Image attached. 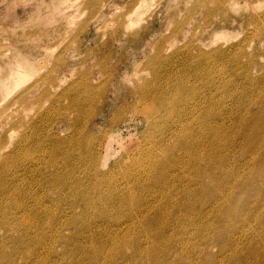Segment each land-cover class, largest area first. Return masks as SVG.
Wrapping results in <instances>:
<instances>
[{"label":"rangeland","instance_id":"rangeland-1","mask_svg":"<svg viewBox=\"0 0 264 264\" xmlns=\"http://www.w3.org/2000/svg\"><path fill=\"white\" fill-rule=\"evenodd\" d=\"M88 81L91 82V85L102 88L103 92L101 89V94L96 97L97 103L91 108L88 105L84 106L82 116L91 112L88 119L86 120L84 117V120L79 121L74 126L73 119L76 112L69 111L67 107L76 89L86 87L84 84ZM136 82H144L149 88L152 86V92L159 90L166 98L163 107H160L164 103L161 99L142 101L138 105L140 109L147 106V103L160 107L153 113V116L160 119V122L147 125L141 113L122 112V105H126L128 101L131 104L135 101V97L131 96L129 91L133 89ZM88 94L85 91L83 96L87 97ZM64 112L67 113V117L63 115ZM115 117H121V121L126 120L127 122L128 126L122 127V134L125 137L122 142L124 141L125 144L119 143L109 135L113 131H120V128L116 127L112 120ZM130 117H134L136 123H129L127 119ZM180 118L182 119L181 122L179 121ZM247 118L248 121L246 122ZM257 119L260 122L259 128L264 130V0H0V161L7 153H12V156L4 159V162L0 164V176L2 175L0 179H3L0 183L3 182L1 185L7 186V194H0V201L3 200L4 203L10 201L9 203L14 204L13 201L24 198L22 201L26 206L24 209L16 208L17 212L15 208H10L12 213L7 208H3L4 214L9 217L7 224L0 226V242L3 244L0 246V251H5L4 253H7L8 258L1 264H8V262L10 264V259H12V264H20L21 262V264H86L83 260L85 261L90 256L89 250L91 249L89 240L86 239L88 238L87 232L93 231L95 234L98 231L95 234L97 240L94 242L97 246L103 247L109 233L120 236L132 232L134 235L137 232L133 229L136 228L139 231L141 229L139 233H142L140 237L138 236L141 242L139 243L140 252L138 251L140 255H136L138 258L136 264L143 260L144 256L141 252L143 248L152 243L149 237L148 239L143 238L144 231L150 233L149 231L152 230L151 233H153L158 229H161L160 234H163V238L158 241L156 246L160 245L159 247L161 249L163 247V249L158 247L157 255L167 264H264V183L258 176L257 170L264 161V131L260 130L261 133L252 127ZM27 124H29L28 127ZM50 124L54 126V132L61 137H66L73 131L80 133L79 135L85 140L79 149L80 152L83 149L86 153L85 150L89 149L92 143L95 144L99 153L97 161L100 165L104 155L106 157L111 155L107 163L100 169L98 168L100 171L104 172L116 165L115 163L120 162L122 170L131 168V170H135L136 174L130 176L127 174V177H121V169L117 170L116 168L111 170L110 174L102 176L104 179L97 182L92 178L91 171L85 168V161L88 160L87 150L86 154L82 152L74 157L69 156L68 159L71 157L70 163H68L66 155L65 158H63L64 155H59L56 159V167L57 171L61 169L62 172L59 171L55 176V167L50 166V163L47 164V159L41 157L44 148L50 146L51 139H47ZM42 125H45L44 128ZM165 125L168 127L166 126V128ZM190 125L194 128L187 127ZM185 127L191 132L193 131L192 135L194 134L196 138L195 151L190 157L177 141L179 135L185 131ZM197 127L200 129L199 131L196 129ZM251 128L255 132L250 130ZM25 133L28 135V139L23 142L21 139ZM243 135L248 137L244 138ZM252 135H254V140H252ZM40 136L42 138H39ZM211 136L215 137L216 142L211 140L213 139ZM69 141L72 142V140H68V143L63 144V148L71 144ZM38 142H41V145L45 144L40 146ZM88 142L91 144L89 145ZM153 142L157 149L153 148L149 152L147 146ZM216 143L217 145H215ZM37 145L43 150H39ZM106 146H109L110 149ZM138 146H140V150L142 149L141 152L144 150L145 158L123 162L124 156L129 154L131 150L136 153L135 148ZM181 152L185 153H183L185 157L182 156ZM154 155H157L156 161ZM83 156L85 160H83ZM177 157L178 165L176 162L174 163ZM171 158L174 160V164L166 166L168 163H172ZM196 158L198 161L192 162V159L197 160ZM208 158L213 160L212 164L208 161L209 164L206 163L205 159L208 160ZM25 159L29 162H21ZM161 159H164L166 163H163L164 160ZM71 160L76 161L72 162ZM149 160L151 161L149 162ZM14 161H17L18 164L16 168L13 167L16 166ZM39 162L43 167L40 166ZM160 162L166 164L167 168H165L167 173L171 174V176L168 175L171 180L169 178H166V182L163 178L157 180L152 167L153 163ZM67 163L70 166H67ZM180 164L185 166L182 165L181 168ZM147 165L152 170L148 168L145 173L143 169ZM188 165L195 168L192 169ZM216 165L220 167V170ZM59 166L60 168H58ZM61 166L63 167L61 168ZM64 167L65 170H62ZM68 169L69 171H67ZM150 171L153 172L152 175ZM192 171L193 173H191ZM203 173L205 177L202 176ZM250 173L254 177L253 183H259L262 192L257 194L256 187L252 186L253 183L252 185L249 184L248 176ZM173 174L174 176H172ZM69 175H73L72 178ZM149 176H153L155 179L153 177L151 179ZM54 177L61 181L64 179L63 184L59 185V189L54 186L53 182L57 180ZM145 177L147 178L145 179ZM74 178H77L78 181L77 179L75 181ZM122 178L129 181V188L125 189ZM115 180L118 182L116 183ZM27 181L32 182L31 185ZM100 181L102 185H100ZM200 181H202V186ZM108 182L115 185L114 191L116 193L123 190L125 194L130 190L133 192V200L131 199L128 204L126 202L123 205L126 208L130 205L128 206L129 209L123 206L118 209L117 204H105L102 195L104 197V192L107 193L108 191V188H105V186L109 187ZM119 182L121 187L124 183V189L123 187L120 188V185L118 186ZM159 182L166 184L161 188ZM74 183L78 185H74ZM16 185L18 186L17 190L22 189L20 196H16L19 195L16 193ZM90 186H92L89 188L91 191L88 189ZM150 186L151 188H149ZM215 188H217L216 191ZM121 189L122 191H119ZM126 190L127 192H125ZM154 190L156 193L153 192ZM186 190L189 196L194 193L190 197L188 196L191 200L187 197ZM224 190L228 193L224 194ZM23 193L27 195L24 194L25 196H23ZM28 193L33 194L32 199ZM154 193L158 196H155ZM197 195L199 196L196 197ZM1 197L3 198L1 199ZM199 198L201 199L199 200ZM202 199H204L203 202ZM38 200H41L42 203ZM155 200H159V202ZM133 201L135 204L132 203ZM169 201L174 204L169 205ZM155 202L157 203L155 204ZM190 202L195 203H191L194 207L189 206ZM102 203L105 207L102 206ZM184 204L186 205L185 208L183 207ZM135 205L136 210L133 208ZM149 205H152L151 207L155 205L151 209L152 211L149 209ZM228 206L235 212L232 211V215L228 217H225L224 214L222 216V212L227 210ZM33 207H37L40 212ZM27 208L28 210L25 211ZM42 210L45 212L44 217ZM55 211L59 214H54ZM47 213L51 215L48 216ZM142 213L144 214L141 215ZM163 213L164 215H162ZM26 214L31 215V217L33 215L34 220ZM65 214L69 215L66 216ZM55 215L59 216V219ZM119 215L121 216L119 217ZM46 216L47 218L51 217V220L47 219L48 221L45 222ZM142 216H145L146 220H151L149 222V225L152 226L149 227L150 229L143 224V221L140 222L141 225H138L137 221L139 218L143 220ZM53 217L56 220L52 219ZM15 218H19L18 221ZM25 218L27 222L23 224ZM106 218L111 220L107 221ZM136 218L138 220H135ZM29 220L32 224L28 223ZM57 220L61 222L56 224ZM72 221L73 224H71ZM50 222L52 225L54 224V228ZM33 223L34 225L39 224L38 229L37 225L36 228H33ZM81 223L84 229L83 227L79 228ZM132 223L134 226L131 229ZM16 224L17 227H14ZM74 224L75 226H73ZM96 224L101 227L100 230ZM103 224H105L104 227ZM29 225H31V229ZM18 226L20 227L18 228ZM59 226H62L63 229ZM109 227L115 230L111 229V232ZM120 227L121 229H119ZM8 228L9 230H7ZM47 228L49 229L46 230ZM88 228L89 231H87ZM58 229L62 234L59 233ZM39 232H43L42 237L37 235ZM99 233L105 236L103 235L101 239ZM98 234L99 237H97ZM2 238L8 242L4 239L1 240ZM42 238L49 243V246ZM132 241L130 239V241H124L121 244L129 258L132 251L135 254V250H137V243H132ZM43 242L46 246L42 245ZM113 242L109 241L106 244H110L109 246L112 247L113 244L115 245ZM28 245L35 247L38 245L35 249L37 253L33 252L32 254L27 251L30 248ZM2 246L5 248L3 249ZM45 247L47 248L45 249ZM44 249L48 250L45 251ZM114 258H116L114 262L117 264H134L122 263L120 256H114ZM32 260L35 261L32 262Z\"/></svg>","mask_w":264,"mask_h":264},{"label":"bare ground","instance_id":"bare-ground-1","mask_svg":"<svg viewBox=\"0 0 264 264\" xmlns=\"http://www.w3.org/2000/svg\"><path fill=\"white\" fill-rule=\"evenodd\" d=\"M237 56V55H236ZM91 80V79H90ZM86 87H83V88H78V89H76V92H74V95L70 98V102H69V105H68V107H67V109H69V111H73V112H76V116H75V118L73 119V125L74 126H76V124L79 122V121H81V120H84V117H86V120L88 119V116H89V114H91V112H89L88 114H86L85 116H82L83 114H84V110H83V108H84V106L85 105H88L90 108L95 104V103H97V95L99 96V94H101L100 93V91H101V89L102 88H100L99 86H93V85H91V82H87L86 84H84ZM152 86L149 88L144 82L143 83H139V82H136L135 84H134V86H133V89H131L129 92H130V95L131 96H134L135 97V101H134V103H132L131 104V102H127L126 103V105H122V107H121V110H122V112H131V113H141V115H142V117L144 118V120L146 121V123H147V125L148 124H155L157 121L158 122H160L159 120L160 119H156L154 116H153V113L158 109V108H160V107H163V105H165V103H166V98L164 97V95L159 91V90H155L154 92H152ZM154 89V88H153ZM96 90V91H95ZM85 91H87L89 94H88V96L87 97H84L83 96V93L85 92ZM101 92H103V89H102V91ZM96 98V99H95ZM154 99H161V100H163L164 101V103H162L161 104V106L160 107H157V106H154L153 104H148L147 102V106H143L141 109L138 107V105L142 102V101H146V100H150V101H154ZM83 110V111H82ZM218 110V109H217ZM138 113V114H139ZM187 113V112H186ZM97 114V113H96ZM63 115L65 116V117H67V113H63ZM186 115V114H185ZM93 116V115H92ZM119 116V115H118ZM133 116V115H132ZM214 118V117H213ZM217 118V117H216ZM257 118V117H256ZM181 119V118H180ZM212 119V118H211ZM113 120V122H114V124H115V126L116 127H118V128H120V131H116V132H111L109 135L112 137V138H114V139H116L117 141H119V143L121 142V143H123V144H125L124 143V141L122 142V140L125 138V137H123V134H122V127H124L125 125H127V122H126V120L125 121H121V117H115V118H113L112 119ZM128 120V122L130 123V122H133V123H136V121H135V118L134 117H130L129 119H127ZM137 120V119H136ZM215 120V119H214ZM135 121V122H134ZM180 122L182 121V119L181 120H179ZM245 121V120H244ZM243 121V122H244ZM248 121V118H247V120H246V122ZM167 122V121H166ZM173 122V121H172ZM178 122V121H177ZM179 122V123H180ZM211 122H213V121H211ZM217 122V121H216ZM240 122V121H239ZM256 122V120L254 121V126H252L253 128H256L255 130L256 131H262L263 129L261 128H259L260 127V125H258V124H260V122H259V119H257V124L255 123ZM138 123V122H137ZM163 123V122H162ZM175 123V122H174ZM183 123V122H182ZM214 123V122H213ZM172 124V123H171ZM217 124V123H216ZM28 125L29 124H27V127H28ZM34 125V124H33ZM134 125V124H133ZM163 125V124H162ZM184 125V124H183ZM214 125V124H213ZM218 125V124H217ZM246 125V124H245ZM253 125V124H252ZM32 126V125H31ZM35 126V125H34ZM33 126V127H34ZM43 126V125H42ZM45 126V125H44ZM44 126H43V128H44ZM47 126V125H46ZM51 126V127H50ZM86 126V125H85ZM84 126V127H85ZM128 126V125H127ZM154 126V125H153ZM168 127V125H165V127ZM177 126V125H176ZM201 126V125H200ZM215 126V125H214ZM262 126V125H261ZM25 127V126H24ZM23 127V128H24ZM36 127V126H35ZM163 127V126H162ZM166 127V128H167ZM187 127H190V128H194V127H192L191 125L190 126H187ZM22 128V129H23ZM31 128V127H30ZM49 131H48V136H47V139L48 138H50L51 140H50V144L48 143V142H46V143H48L50 146L49 147H45L44 148V150L43 149H40L39 147H38V145H37V147H38V149L39 150H43V152H42V154H43V156H41V154H40V156L41 157H44L45 159H47V164L48 163H50L51 165L50 166H52V167H55L54 168V171H55V176H57V173H59V171H61V169L60 170H58L57 171V167H56V159H57V157L59 156V155H64V157L63 158H65V155H66V157H67V159H68V157L69 156H72V157H74V156H76V155H78V153H82V152H84L83 151V149L81 150L82 152H80L79 151V149L81 148V146L85 143V140L83 139V137H81L79 134L80 133H76V132H72V134L70 133V135H67L66 137H61V136H59L58 134H56L55 132H54V130H53V128H54V126L53 125H49ZM136 128V127H135ZM151 128H152V126H151ZM164 128V127H163ZM183 128V127H182ZM186 128V127H185ZM214 128V127H213ZM244 128V127H243ZM246 128V127H245ZM258 128V129H257ZM27 129V128H26ZM29 129V128H28ZM32 129V128H31ZM46 129V128H45ZM44 129V130H45ZM170 129V128H169ZM177 129V128H176ZM179 129V128H178ZM196 129H198V127L196 128ZM167 130V129H166ZM200 129H198V131H199ZM212 130H214V129H212ZM250 130H253L252 128L250 129ZM255 130H253V132H255ZM47 131V130H46ZM135 131H136V129H135ZM134 131V132H135ZM173 131V130H172ZM177 131V130H176ZM260 131V132H261ZM264 131V130H263ZM25 132H28V131H25ZM37 132V131H36ZM163 132V131H162ZM174 132V131H173ZM193 132V131H192ZM192 132L190 131V130H188L187 128L185 129V131L184 132H182L180 135H179V138H178V140L177 141H179V144L180 145H182L183 147H184V150H186L187 152H188V154H189V157L190 156H192L193 155V153H194V148H195V142H196V138L194 137V134L192 135ZM197 132V131H196ZM201 132V131H200ZM260 132H258L259 134H260ZM21 133V132H20ZM167 133H168V131H167ZM198 133V132H197ZM205 133V132H204ZM262 133V132H261ZM45 134H46V132H45ZM259 134H257V135H259ZM21 135V134H20ZM169 135V134H168ZM177 135V134H176ZM198 135V134H197ZM200 135V134H199ZM256 135V134H255ZM263 135H264V132H263ZM34 136H35V134H34ZM109 136V137H110ZM213 136V135H212ZM211 136V137H212ZM244 136V138H246V137H248V136H246L245 137V135H243ZM42 137H43V135H42ZM41 136L39 137V138H42ZM170 137H171V135H170ZM173 137V136H172ZM203 137H204V135H203ZM215 137H216V135H215ZM215 137H212L213 139H211L212 141L214 140V138ZM252 137H253V139L252 140H254V135H252ZM255 137H257V136H255ZM263 137V136H262ZM30 138V137H29ZM36 138V137H35ZM44 138H46V137H44ZM198 138V137H197ZM201 138V137H200ZM206 138V137H205ZM257 138H259V137H257ZM27 139H28V135H26V133L25 134H23V137H22V139L21 140H23V142L24 141H27ZM110 139V138H109ZM109 139H107V140H109ZM38 140H40V139H38ZM44 140V139H43ZM42 140V141H43ZM49 140V139H48ZM68 140H72V142H70L71 144H67L68 146L66 147V148H63L64 146H63V144H66V143H68L67 141ZM125 140V139H124ZM201 140V139H200ZM44 141H47L46 139L44 140ZM203 141V140H202ZM207 141V140H206ZM215 141V140H214ZM257 141H259L260 142V140H257ZM262 141V140H261ZM263 141H264V139H263ZM18 142V141H17ZM110 142V141H109ZM155 142H156V140H155ZM201 142V141H200ZM216 142V141H215ZM31 143H32V141H31ZM38 143H40V146H42L43 144H45V143H43L42 145H41V142H38ZM89 143V142H88ZM152 143V142H151ZM158 143V142H157ZM204 143V142H203ZM206 143V142H205ZM212 143V142H211ZM218 143V142H217ZM217 143L215 144V145H217ZM18 144V143H17ZM16 144V145H17ZM27 144V143H26ZM91 143H89V145H90ZM109 144V143H108ZM163 144V143H162ZM177 144H178V142H177ZM208 144V143H207ZM210 144V143H209ZM260 144V143H259ZM21 145V144H20ZM24 145V144H23ZM32 145V144H31ZM30 145V146H31ZM35 145H36V143H35ZM86 145H88V144H86ZM197 145H198V143H197ZM214 145V144H213ZM33 146V145H32ZM121 146V145H120ZM155 146V144H154V142H153V144H150V145H148L147 146V149H148V151L149 152H151L152 151V149L153 148H155L154 147ZM178 146V145H177ZM261 146V145H260ZM263 146V145H262ZM16 148H17V146H15ZM26 147V146H25ZM36 147V148H37ZM108 149H110V147L109 146H106ZM182 147V148H183ZM216 147V146H215ZM15 148V149H16ZM19 148V147H18ZM34 148V147H33ZM84 148V147H83ZM178 148H180V147H178ZM177 148V149H178ZM217 148V147H216ZM262 148V147H261ZM133 150H134V147L132 148ZM136 150H137V152L135 153V152H133L132 150L130 151V153L129 154H127V155H125L124 157V159H125V161H124V159L122 160L123 162H126L127 160H139L140 158L142 159L145 155L143 154L144 153V150H143V152H141V150H140V146H138L137 148H135ZM157 149V147L155 148V150ZM197 149V148H196ZM214 149V148H213ZM212 149V150H213ZM20 150V149H19ZM29 150V149H28ZM37 150V149H36ZM88 150V160H86L85 162V168L87 169L88 168V170L89 171H91V175H92V178L95 180V181H99L100 179H104V178H102V176L104 177L106 174H110L112 171L111 170H114V169H116L117 168V170H119V169H121V171L122 172H120L122 175H121V177H127V174H128V176H130V175H135L136 174V172H135V170L133 171V170H131V168H127V166H126V168L127 169H125V170H122V168H121V163L120 162H117V163H115L116 165H114V166H112L110 169H107L106 171H100L99 169H100V167L101 166H103L104 164H106L107 163V161H108V158L111 156H103L102 157V164L100 165L99 164V162L97 161V157H98V155H99V153L97 152V150H96V148H95V144H93L92 143V145H91V147L89 148V149H87ZM87 150H85L86 151V153H87ZM107 150V149H106ZM170 150V149H169ZM181 150V149H180ZM207 150V149H206ZM223 150V149H222ZM16 151V150H15ZM14 151V152H15ZM21 151V150H20ZM109 151V150H108ZM147 151V150H146ZM23 152V151H22ZM25 152V151H24ZM30 152H31V150H30ZM37 152V151H36ZM141 152V153H140ZM185 152V151H184ZM183 152V153H184ZM215 152H216V149H215ZM214 152V153H215ZM16 153H17V151H16ZM20 153V152H19ZM85 152H84V154H86ZM139 153V154H138ZM146 153H148V152H146ZM171 153V152H170ZM183 153L181 152V154H182V156H184L183 155ZM206 153V152H205ZM218 153V152H217ZM244 153V152H243ZM37 154H39L38 152H37ZM37 154H36V156H37ZM83 154V155H84ZM108 154V153H107ZM106 154V155H107ZM134 154H136V155H134ZM153 154V153H152ZM166 154V153H165ZM185 154V153H184ZM213 154V153H212ZM211 154V155H212ZM21 155V154H20ZM24 155V154H23ZM26 155V154H25ZM167 155V154H166ZM165 155V156H166ZM208 156H209V154H207ZM214 155V154H213ZM218 155V154H217ZM261 155V154H260ZM262 155H263V153H262ZM10 156H12V153L11 152H9V153H7L5 156H4V158H2L1 159V161H0V164H2L3 162H4V159H7L8 157H10ZM61 156V157H62ZM148 156V155H147ZM155 156V161H156V157H157V155H154ZM160 156V155H159ZM204 156V155H203ZM203 156H202V158H203ZM208 156H206V157H208ZM218 156H221V155H218ZM218 156H216V157H218ZM264 156V155H263ZM23 157V156H22ZM22 157H20V159H22ZM37 157H39V156H37ZM36 157V158H37ZM40 157V158H41ZM78 157H81V156H78ZM167 157V156H166ZM165 157V158H166ZM185 157V156H184ZM211 157V156H210ZM258 157H259V155H258ZM262 157V156H261ZM12 158V157H11ZM15 158V157H14ZM17 158H18V156H17ZM39 158V159H40ZM85 157L83 156V160H85L84 159ZM145 158V157H144ZM168 158H169V156H168ZM201 158V159H202ZM211 158H213V157H211ZM215 158V157H214ZM220 158V157H219ZM38 159V158H37ZM69 159H71V157L69 158ZM67 160V161H69L68 163H70V160ZM73 159V158H72ZM79 159V158H78ZM148 159V158H147ZM178 159V157L175 159V161L174 160H172V158H171V160H172V163L171 164H161L162 162H160V163H157V164H155V163H153V167H152V169H154V172L156 173V178H157V180L158 179H164L165 180V182H166V178H169L170 176H171V174H170V176L168 177V173H167V171H166V166H168V165H173L175 162H176V160ZM183 159V158H182ZM185 159V158H184ZM197 160H193L192 159V162L193 161H198V158H196ZM3 160V161H2ZM30 160V159H29ZM33 160H35V159H33ZM82 160V159H81ZM161 160H164V159H161ZM206 160V163H208V162H211V164H212V162H213V160L211 161V159L209 160V158H208V160L207 159H205ZM219 160V159H218ZM217 160V161H218ZM10 161H13V160H10ZM17 161H19L18 159H17ZM17 161H14V162H16L15 164H16V166H13V167H17L18 166V164H17ZM25 161H27L26 159L25 160H23V161H21V162H25ZM36 161V160H35ZM66 161V160H65ZM72 161V160H71ZM76 161V160H75ZM75 161H72V162H75ZM80 161V160H79ZM148 161V160H147ZM151 160H149V162H150ZM154 161V162H155ZM165 161V160H164ZM163 161V163H166V161L164 162ZM168 161H170L169 159H168ZM167 161V162H168ZM173 161H174V163H173ZM190 161H191V158H190ZM208 161V162H207ZM27 162H29V161H27ZM45 162V161H44ZM148 162V163H149ZM178 163H179V161H177ZM177 162H176V165H178L177 164ZM187 162V161H186ZM194 162V163H195ZM13 163V162H12ZM19 163H20V161H19ZM46 163V162H45ZM67 163V164H68ZM78 163V162H77ZM76 163V164H77ZM120 163V164H119ZM184 163V162H183ZM39 164H41L40 162H39ZM66 164V165H67ZM155 164V165H154ZM185 164V163H184ZM184 164H182V165H184ZM191 164H193V163H191ZM197 163H195V165H196ZM200 164H201V162H200ZM209 164V163H208ZM207 164V165H208ZM219 164H221V163H219ZM262 164V165H261ZM260 165H259V167H258V176H260V179L262 180V182L264 183V161L261 163ZM20 165V164H19ZM24 164H22V166H23ZM75 165V164H74ZM149 165V164H148ZM147 165V167H145V169H143L144 170V172L145 171H147V169L148 168H150L149 166ZM166 165V166H165ZM181 165V164H180ZM179 165V166H180ZM182 165H181V168H182ZM195 165H193V166H195ZM21 166V167H22ZM29 166V165H28ZM36 166V165H35ZM41 167H43L42 166V164L40 165ZM65 166V165H64ZM67 166H70L69 164L67 165ZM82 166H84V165H82ZM87 166V167H86ZM152 166V165H151ZM175 166V165H174ZM185 166V165H184ZM197 166H198V164H197ZM217 166V165H216ZM20 167V166H19ZM19 167H18V169H19ZM20 167V168H21ZM24 167V166H23ZM39 167V166H38ZM38 167H36V168H38ZM40 167V169H42ZM63 166H61V168H62ZM73 167H75V166H73ZM137 167H139V166H137ZM144 167V166H143ZM166 167V168H165ZM188 167H191V166H189L188 165ZM187 167V168H188ZM199 167H200V165H199ZM201 167H202V165H201ZM218 167V166H217ZM29 168V167H28ZM35 168V167H34ZM58 168H60V166L58 167ZM68 168V167H67ZM77 168V167H76ZM99 168V169H98ZM170 168H173V167H171L170 166ZM175 168V167H174ZM192 168V167H191ZM195 168V167H194ZM194 168H192V169H194ZM203 168V167H202ZM201 168V169H202ZM206 168H208V167H206ZM219 168V170H220V167H218ZM217 168V169H218ZM223 168V167H222ZM221 168V169H222ZM25 169V168H24ZM39 169V170H40ZM44 169H45V167H44ZM44 169H43V171H44ZM69 169H70V167H69ZM69 169L67 170V171H69ZM151 169V168H150ZM149 169V170H150ZM151 169V170H152ZM178 169V168H177ZM191 169V170H192ZM13 170H14V168H13ZM20 170V169H19ZM22 170V169H21ZM35 170V169H34ZM62 170H65V167H64V169H62ZM74 170V169H73ZM82 170H84V169H82ZM172 170V169H171ZM183 170V169H182ZM187 170V169H186ZM198 170H199V168H198ZM203 170V169H202ZM15 171V170H14ZM18 171V170H17ZM36 171V170H35ZM41 172H42V170H40ZM71 171H72V169H71ZM75 171H76V169H75ZM174 171V170H173ZM184 171H185V169H184ZM188 171V170H187ZM194 171V170H193ZM193 171L191 172V173H193ZM195 171H196V169H195ZM201 171V170H200ZM200 171H199V173H200ZM203 171H206V170H203ZM1 172V171H0ZM62 172V171H61ZM66 172V171H65ZM73 172V171H72ZM80 172V171H79ZM84 172H86V171H84ZM83 172V173H84ZM135 172V173H134ZM151 172V175L153 174V172L152 171H150ZM149 172V173H150ZM183 172V171H182ZM197 172V174H198V171H196ZM63 173H64V171H63ZM68 173V172H67ZM70 173V172H69ZM78 173V172H77ZM90 173V172H89ZM146 173V172H145ZM20 174V173H19ZM39 174V173H38ZM51 174V173H50ZM53 174V173H52ZM51 174V175H52ZM76 174V173H75ZM74 174V175H75ZM86 174H87V172H86ZM196 174V175H197ZM202 174V173H201ZM200 174V175H201ZM251 174V173H250ZM250 174H249V176H248V180H249V184H251L252 185V183H253V176H252V174H251V176H250ZM42 175V174H41ZM59 175V174H58ZM66 175V174H65ZM90 175V174H89ZM150 175V174H149ZM17 176V175H16ZM60 176V175H59ZM69 176H71V175H69ZM73 176V175H72ZM72 176H71V178H72ZM88 176V175H87ZM155 176V175H154ZM172 176H174V174L172 175ZM198 176V175H197ZM196 176V177H197ZM202 176H204V173H203V175ZM246 176V178H247V175H245ZM0 177H2V175L0 176ZM53 177V176H52ZM63 177V176H62ZM75 177V176H74ZM77 177V176H76ZM149 177H151V179H152V177L153 176H149ZM205 177V176H204ZM244 177V176H243ZM21 178V177H20ZM55 178V177H54ZM59 178V177H58ZM69 178V177H68ZM71 178H69V179H71ZM79 178V177H78ZM88 178H89V176H88ZM91 178V179H92ZM142 178V177H141ZM147 177H145V179H146ZM154 178V177H153ZM172 178V177H171ZM192 178V177H191ZM194 178V177H193ZM201 178V177H200ZM2 179V178H1ZM1 179H0V181H1ZM19 179V178H18ZM26 179V178H25ZM46 179H48V178H46ZM55 179H57V177L55 178ZM63 179V178H62ZM68 179V180H69ZM75 179V181H76V179L77 178H74ZM74 179H72V180H74ZM116 179H118V178H116ZM150 179V178H149ZM155 179V178H154ZM170 179V178H169ZM189 179V178H188ZM3 180V179H2ZM9 180H11V179H9ZM13 180V179H12ZM15 180V179H14ZM64 180V179H63ZM62 180V181H63ZM114 180V179H113ZM120 180V179H119ZM122 180H123V178H122ZM164 180H159V181H164ZM171 180V179H170ZM172 180H174V179H172ZM192 180V179H191ZM195 180V179H194ZM193 180V181H194ZM197 180V179H196ZM245 180H247V179H245ZM244 180V181H245ZM30 181V180H29ZM62 181L61 180H59V179H57V180H55V182H53L54 183V186L55 187H59V185L62 183ZM77 181H78V179H77ZM90 181V180H89ZM103 181H105V180H103ZM112 181V180H111ZM124 181V183H122V187H123V184H124V186H125V189H127V188H129V181H126V179H124L123 180ZM156 181V180H155ZM154 181V182H155ZM192 181V182H193ZM237 181V180H236ZM240 181V180H239ZM5 182V181H4ZM13 182V181H12ZM28 182V181H27ZM27 182H25V183H27ZM84 182V181H83ZM91 182V181H90ZM94 182V181H93ZM105 182H107V181H105ZM104 182V183H105ZM115 182L117 183L118 181H116L115 180ZM120 182H121V180H120ZM120 182H119V184H118V186L120 185ZM132 182H134V181H132ZM195 182V181H194ZM201 182L202 181H200V184H201ZM232 182V181H231ZM11 183V182H10ZM15 183V182H14ZM13 183V184H14ZM29 183V182H28ZM28 183H27V185H28ZM32 183V182H31ZM31 183H29L30 185H31ZM50 183V182H49ZM67 183V182H66ZM66 183H65V185H66ZM109 183V182H108ZM145 183V182H144ZM147 183V182H146ZM172 183V182H171ZM1 184H3V182L2 183H0V194L2 195V194H7L6 193V188H7V186H2ZM47 185H48V182L46 183ZM51 184H52V182H51ZM63 184V183H62ZM95 184H96V182H95ZM99 184V183H98ZM106 184V183H105ZM104 184V185H105ZM143 184V183H142ZM141 184V185H142ZM154 184V183H153ZM160 184H162L163 186H161ZM164 184H166V183H164ZM164 184L163 183H161V182H159V187H164ZM168 184V183H167ZM174 184V183H173ZM173 184L171 185V187L173 186ZM199 184V185H200ZM248 184V185H249ZM8 185H10L9 184V182H8ZM24 185V184H23ZM22 185V186H23ZM26 185V186H27ZM67 185H68V183H67ZM66 185V186H67ZM69 185H70V182H69ZM74 185H78V184H76V183H74ZM90 185V184H89ZM91 185H92V183H91ZM100 185H102L101 184V181H100ZM109 185V187H106L105 186V188H108V191H107V193H105L104 192V194H105V196L103 197V195H102V198L104 199V201L106 202L105 204H108V205H112V204H117V207H118V209H119V207H121V206H123L126 202V204H128V202L132 199L133 200V198H134V196H133V192L130 190L128 193H123V191H122V189L121 190H119V191H122V192H118V193H116L114 190H115V185L113 184V183H109L108 184ZM131 185V184H130ZM156 185H158L157 184V182H156ZM190 185V184H189ZM25 186V187H26ZM53 186V187H54ZM86 186V185H85ZM99 186V185H98ZM97 186V187H98ZM147 186H149V185H147ZM168 187H169V185H167ZM201 186H202V184H201ZM252 186H254V187H256V189H255V191L257 192V194H258V192H262V189H261V186L259 185V183L258 184H254L253 183V185ZM17 185L15 186V188H16V193H18L19 195H16V196H20L21 195V190H17ZM32 187H33V185H32ZM44 187H45V185H44ZM61 187H63V186H61ZM71 187H73V186H71ZM71 187H69V188H71ZM77 187V186H76ZM76 187H74V188H76ZM82 187H83V185H82ZM92 186H90V187H88V189L89 188H91ZM103 187V186H102ZM121 187V185H120V188H122ZM139 187V186H138ZM240 187V186H239ZM10 188V187H9ZM12 188V187H11ZM21 188H23V187H21ZM46 188H48V187H46ZM64 188V187H63ZM66 188H68V187H66ZM87 188V187H86ZM101 188V187H100ZM120 188H118V189H120ZM132 188V187H131ZM149 188H151V186L149 187ZM153 188V187H152ZM158 188V187H157ZM166 188V187H165ZM176 188V187H175ZM224 188V187H223ZM229 188V187H228ZM28 189H30L29 188V186H28ZM32 189V188H31ZM59 189V188H58ZM73 189V188H72ZM93 189V188H92ZM95 189H96V191H97V188H96V186H95ZM94 189V190H95ZM103 189V188H102ZM123 189H124V187H123ZM155 189H156V186H155ZM159 189V188H158ZM178 189V188H177ZM203 190H205L204 188H202ZM216 189L217 188H215V191H216ZM236 189V188H235ZM83 190H84V187H83ZM90 190V189H89ZM135 190V189H134ZM153 190V189H152ZM176 190V189H175ZM190 190V189H189ZM219 190H220V188H219ZM219 190H217V191H219ZM227 190V189H226ZM8 191H10L9 189H8ZM7 191V192H8ZM37 191V190H36ZM75 191V190H74ZM82 191V190H81ZM85 191V190H84ZM84 191H82V192H84ZM91 191V190H90ZM98 191H99V187H98ZM101 191H103V190H101ZM100 191V192H101ZM118 191V190H117ZM157 191V190H156ZM164 191H166V190H164ZM163 191V192H164ZM171 191V190H170ZM187 191V190H186ZM225 191V190H224ZM223 191V192H224ZM254 191V190H253ZM252 191V192H253ZM263 191H264V189H263ZM25 192H26V190H25ZM71 192V191H70ZM93 192V191H92ZM125 192H127V190L125 191ZM153 192H155V190L153 191ZM167 192H168V189H167ZM166 192V193H167ZM222 192V193H223ZM255 192V193H256ZM9 193V192H8ZM15 193V194H16ZM27 193V192H26ZM26 193H23V196H25V195H27ZM30 193H32L31 192V190H30ZM30 193H28L29 195H30ZM38 193V192H37ZM45 193V192H44ZM89 193V192H88ZM116 193V194H115ZM156 193V192H155ZM154 193V194H155ZM165 193V192H164ZM163 193V194H164ZM185 193V192H184ZM183 193V194H184ZM187 193H188V191H187ZM226 193V191L224 192V194ZM228 193V192H227ZM226 193V194H227ZM12 194H13V192H12ZM25 194V195H24ZM36 194V193H35ZM71 194V193H70ZM83 194V193H82ZM159 194V193H158ZM161 194V193H160ZM168 194H169V192H168ZM172 194V193H171ZM186 194V193H185ZM185 194H184V196H185ZM192 194H194V193H192ZM191 194V195H192ZM0 195V196H1ZM28 195V196H29ZM40 195V194H39ZM44 195V194H43ZM46 195V194H45ZM44 195V196H45ZM136 195V194H135ZM152 195V194H151ZM167 195V194H166ZM165 195V196H166ZM190 195V196H191ZM5 196V195H4ZM9 196V195H8ZM15 196V197H16ZM32 196V197H31ZM91 196V195H90ZM155 196H158V195H156L155 194ZM154 196V197H155ZM164 196V197H165ZM189 196V193H188V195H187V197ZM189 196V197H190ZM199 195H197L196 197H198ZM205 196V195H204ZM222 196H225V195H223L222 194ZM230 196V195H229ZM7 197V196H6ZM30 197H31V199L33 198V194L32 195H30ZM40 197V196H39ZM62 198H63V196H61ZM87 197H89V195H87ZM115 197L117 198L116 200H115ZM152 197H153V195H152ZM163 197V198H164ZM167 197V196H166ZM170 197H171V195H170ZM188 197V198H189ZM202 197V196H201ZM257 197H258V195H257ZM3 197H1V199H2ZM9 198H10V196H9ZM14 198V197H13ZM13 198H11V199H13ZM21 198V197H20ZM28 198V197H27ZM172 198V197H171ZM186 198V197H185ZM195 198V197H194ZM203 198V197H202ZM225 198V197H224ZM15 199H18V198H15ZM24 198H22V199H20V200H17V201H13L14 202V204L13 203H9L8 201H5L6 203H4L3 202V200H1L2 201V203H4V204H2L1 203V201H0V226L1 225H6L7 224V218L9 217V216H7V215H5L4 213V207L5 208H7V210H9L10 211V208H15V210H16V208L17 209H19V208H23L24 209V207H26L25 206V203L22 201ZM37 199H38V197H37ZM39 199H41V198H39ZM43 199H45V198H43ZM43 199H42V201H43ZM90 199H92V198H90ZM153 199V198H152ZM151 199V200H152ZM162 199V198H161ZM190 199V198H189ZM188 199V200H189ZM201 198H199V200H200ZM227 199H230V198H228L227 197ZM5 200V199H4ZM26 200V199H25ZM63 200V199H62ZM102 200V199H101ZM169 200V199H168ZM187 200V201H188ZM191 200V199H190ZM203 200L204 199H202L201 201L203 202ZM27 201H28V199H27ZM32 201V200H31ZM41 202L42 203V201L41 200H38V202ZM45 201V200H44ZM47 201V200H46ZM92 201H93V199H92ZM137 201V200H136ZM153 201H154V199H153ZM153 201H151V202H153ZM155 201H158L159 202V200H155ZM160 201H162V200H160ZM174 201V200H173ZM176 201H178V200H176ZM12 202V201H11ZM91 202V201H90ZM103 202V201H102ZM163 202H165V201H163ZM175 202V201H174ZM186 202V201H185ZM243 202V201H242ZM28 203H30V202H28ZM37 203V202H36ZM35 203V204H36ZM132 203H134V201L132 202ZM144 203V202H143ZM157 202H155V204H156ZM169 205H171V201H169ZM176 203H179V202H176ZM182 203V202H181ZM191 203H193V202H190V204H189V206L190 205H192ZM197 203V202H196ZM198 203H200V202H198ZM245 203V202H244ZM12 204V205H11ZM33 204V203H32ZM44 204H45V202H44ZM135 204V203H134ZM145 204V203H144ZM147 204H151V203H147ZM159 204H161V203H159ZM168 204V203H167ZM172 204H174V203H172ZM185 204H187V203H185ZM184 204V208L186 207V205ZM193 204H195V203H193ZM114 205V206H115ZM137 205V204H136ZM136 205L133 207L135 210H136ZM162 205V204H161ZM164 205V204H163ZM180 205V204H179ZM182 205V204H181ZM240 205V204H239ZM239 205H238V207H239ZM28 206H29V204H28ZM35 206V205H34ZM36 206H37V204H36ZM102 206H104L105 207V205L102 203ZM107 206V205H106ZM113 206V207H114ZM128 206H130V205H128ZM128 206H127V208H128ZM133 206V205H132ZM131 206V207H132ZM140 206V205H139ZM150 206V205H149ZM152 206V205H151ZM150 206V207H151ZM155 206V205H154ZM154 206L153 207H149V209L151 210V209H153L154 208ZM157 206V205H156ZM159 206V205H158ZM165 206V205H164ZM164 206H163V208H164ZM193 207H194V205H192ZM191 206V207H192ZM196 206V205H195ZM232 206V205H231ZM242 206V205H241ZM245 206H247V205H245ZM44 207H46L47 208V206H44ZM112 207V206H111ZM124 208H126V206H123ZM144 207V206H143ZM142 207V208H143ZM146 207H148V206H146ZM167 207V206H166ZM190 207V208H191ZM200 207V206H199ZM219 207V206H218ZM230 206H228V209L226 210H224L223 212H222V216H223V214L225 215V217H228L229 215H232V211L233 212H235V210H231V208H229ZM30 208H31V206H30ZM34 209L36 208V209H38L37 207H33ZM41 208V207H40ZM50 208V207H49ZM126 208V209H127ZM142 208H140L141 210H142ZM156 208V207H155ZM160 208V207H159ZM187 208H188V206H187ZM235 208V207H234ZM244 208V207H243ZM242 208V209H243ZM32 209V208H31ZM35 209V210H36ZM43 209V208H42ZM45 209V208H44ZM71 210H73L72 208H70ZM115 209V208H114ZM129 209V208H128ZM131 209V208H130ZM138 209V208H137ZM161 209H162V207H161ZM241 209V208H240ZM246 209V208H245ZM26 210H28V208L27 209H25V211ZM48 210V209H47ZM56 210V209H55ZM60 210V209H59ZM97 210V209H96ZM99 210V209H98ZM97 210V211H98ZM116 210V209H115ZM120 210H121V208H120ZM148 210V209H147ZM150 210H148V211H150ZM159 210V209H158ZM157 210V211H158ZM178 210V209H177ZM184 210V209H183ZM13 211V210H12ZM19 211V210H18ZM38 212H40L39 211V209L37 210ZM61 211H62V209H61ZM84 211V210H83ZM86 211V213H88L87 212V210H85ZM93 211H95V210H93ZM96 211V212H97ZM99 211H101V210H99ZM138 211V210H137ZM152 211V210H151ZM163 211V210H162ZM164 211H166V209H164ZM163 211V212H164ZM185 211H187L188 212V210H185ZM11 212V211H10ZM16 212H17V210H16ZM16 212H13V213H16ZM31 212V211H30ZM29 212V213H30ZM42 212H43V210H42ZM50 212V211H49ZM74 212V211H73ZM81 212V211H80ZM125 212V211H124ZM127 212H128V210H127ZM127 212H125L126 214H128ZM135 212V211H134ZM144 212V211H143ZM168 212V211H167ZM167 212H166V214H167ZM171 212V211H170ZM190 212V211H189ZM200 212V211H199ZM12 213V212H11ZM10 213V215H13V214H11ZM26 213V212H25ZM37 213V212H36ZM45 212H43L42 213V216L44 217V214ZM56 213H58V212H56L55 211V213L54 214H56ZM122 213V212H121ZM131 213V212H130ZM139 213V212H138ZM146 213V212H145ZM148 213V212H147ZM146 213V214H147ZM169 213V212H168ZM186 212H184V214H185ZM247 213V212H246ZM27 214H28V211H27ZM26 214V216H30V218L31 219H33L34 220V218H32L33 217V215H32V217H31V215H27ZM38 214V213H37ZM41 214V213H40ZM48 214V213H47ZM46 214V215H47ZM59 214V213H58ZM57 214V215H58ZM62 214H63V211H62ZM61 214V215H62ZM90 214V213H89ZM97 214H98V212H97ZM104 214V213H103ZM133 214V213H132ZM135 214H137L136 212H135ZM134 214V215H135ZM144 213H142L141 215H143ZM145 214V216H147ZM165 214V215H166ZM34 215H35V213H34ZM39 215V214H38ZM51 215V214H50ZM49 214H48V216H50ZM57 215H55L56 217H57ZM64 215V214H63ZM66 215V214H65ZM69 215V214H68ZM68 215H66V216H68ZM71 215H73V214H71ZM79 215V214H78ZM82 215V214H81ZM86 215V214H85ZM138 215V214H137ZM149 215H150V212H149ZM160 216H161V214H159ZM162 215H164V213L162 214ZM176 216H177V214H175ZM185 215H187V213L185 214ZM233 215H235V213H233ZM244 215V214H243ZM16 216V215H15ZM18 216V215H17ZM26 216H24V217H26ZM37 216V215H36ZM52 216H53V213H52ZM65 216V217H66ZM105 216H107V215H105ZM121 215H119V217H120ZM129 216V215H128ZM131 216V215H130ZM144 216V217H145ZM167 217H168V215H166ZM184 216V215H183ZM188 216H190V215H188ZM11 217V216H10ZM41 217V216H40ZM59 217V216H58ZM57 217V218H58ZM70 217V216H69ZM68 217V218H69ZM83 217V216H82ZM85 217V216H84ZM89 217H91L90 215H89ZM113 217H115V216H113ZM124 217H126V216H124ZM141 217V216H140ZM143 217V216H142ZM143 217V220L141 219L140 220V218H139V220L136 218L135 220H138L137 221V223H138V225H141L140 224V222L141 221H143V224L144 225H146L148 228L149 227H152L151 225H149V222L151 221V220H146V217L144 218ZM162 217V216H161ZM160 217V218H161ZM164 217V216H163ZM174 217V216H173ZM178 217V216H177ZM186 217V216H185ZM184 217V218H185ZM244 217H246V216H244ZM12 218H13V216H12ZM51 217H49V218H47V216H46V221L45 222H47L48 220L47 219H50ZM62 218V217H61ZM68 218H66V219H68ZM74 218H76V217H74ZM93 218V217H92ZM102 218H103V216H102ZM102 218H100L101 220H102ZM112 218V217H111ZM148 218V217H147ZM174 218H176V217H174ZM190 218V217H189ZM236 218V217H235ZM16 219V218H15ZM14 219V220H15ZM19 219V218H18ZM18 219H16L17 221H18ZM21 219V218H20ZM39 219V218H38ZM37 219V221H39ZM44 219V218H43ZM52 219H55V217H53ZM59 219V218H58ZM72 219H73V217H72ZM71 219V220H72ZM79 219H80V217H79ZM82 219V218H81ZM98 219H99V217H98ZM107 219V218H106ZM123 219H126V218H123ZM157 219V218H156ZM202 219V218H201ZM232 219V218H231ZM11 220H13V219H11ZM10 220V221H11ZM13 220V221H14ZM27 219L25 218V221L23 222V224L25 223V222H27L26 221ZM40 220H42V219H40ZM51 220V219H50ZM49 220V221H50ZM56 220V219H55ZM61 220V219H60ZM60 220H57L56 221V224H57V222L59 223V221ZM65 220V219H64ZM64 220H63V222H64ZM89 220H91V219H89ZM111 220V219H110ZM110 220H108L107 219V221H110ZM112 220H113V218H112ZM118 220V219H117ZM127 220V219H126ZM125 220V221H126ZM133 220V219H132ZM153 220V219H152ZM155 220V219H154ZM240 220V219H239ZM242 220V219H241ZM12 221V222H13ZM16 221V222H17ZM20 222H22L21 220H19ZM44 221V220H43ZM67 221V220H66ZM70 221V220H69ZM94 221V220H93ZM134 221V220H133ZM147 221V223H145ZM159 221H160V219H159ZM30 222V220L28 221V223ZM35 223H36V221H34ZM53 223H54V221H52ZM52 222H50V224L52 225ZM61 222V221H60ZM77 222V221H76ZM75 222V223H76ZM79 222V221H78ZM83 222V221H82ZM92 222V221H91ZM95 222H96V220H95ZM100 222V221H99ZM104 222H105V220H104ZM124 222V221H123ZM129 222V221H128ZM130 222H131V220H130ZM153 222V221H152ZM14 223V222H13ZM28 223H27V225H28ZM31 223V222H30ZM29 223V224H30ZM38 223H40V222H38ZM42 223V222H41ZM74 222L72 221V223L71 224H73ZM85 223V222H84ZM83 223V224H84ZM93 223V222H92ZM111 223H113V222H111ZM110 223V224H111ZM117 223V222H116ZM134 223H136V222H134ZM159 223H161V222H159ZM32 224V223H31ZM55 224V223H54ZM53 224V225H54ZM61 224V223H60ZM59 224V225H60ZM78 224V223H77ZM86 224V223H85ZM85 224H84V226H85ZM98 224V223H97ZM96 224V225H97ZM199 224V223H198ZM250 224V223H249ZM9 225V224H8ZM15 225V224H14ZM18 225H19V222H18ZM33 225H34V223H33ZM37 224H35L34 226H33V228L36 226ZM39 225V224H38ZM38 225H37V229H38ZM52 225V226H53ZM68 225V224H67ZM87 225V224H86ZM109 225V224H108ZM124 225H125V223H124ZM128 225H129V223H128ZM138 225H136V226H138ZM149 225V226H148ZM155 225V224H154ZM10 226V225H9ZM23 226V225H22ZM26 226V225H25ZM30 226V229L32 228L31 227V225H29ZM45 226V225H44ZM48 226V225H47ZM73 226H75V224L73 225ZM78 226V225H77ZM88 226H89V224H88ZM92 226V225H91ZM98 226V225H97ZM105 226V224H103V227ZM107 226V225H106ZM110 226V225H109ZM120 226V225H119ZM126 226H127V224H126ZM132 226H134L133 225V223L131 224V229H132ZM135 226V227H136ZM12 227V226H11ZM11 227H9V228H11ZM14 227H17V224H16V226H14ZM20 226H18V228H19ZM50 228H51V226H49ZM55 226H53V228H54ZM57 227H58V225H57ZM56 227V228H57ZM59 227H61V229H63L62 228V226H59ZM81 227H83L82 226V223H81V226H80V224H79V228H81ZM87 227V226H86ZM85 227V228H86ZM95 227V226H94ZM99 227V226H98ZM129 227V226H128ZM202 227V226H201ZM9 228L7 229V230H9ZM23 228V227H22ZM26 228V227H25ZM29 228V227H28ZM36 228V227H35ZM55 228V229H56ZM76 228V227H75ZM100 228L101 227H99V230H100ZM110 228V227H109ZM118 228V227H117ZM116 228V229H117ZM134 228V227H133ZM163 228V227H162ZM13 229H15V228H13ZM45 229V228H44ZM49 228H47L46 230H48ZM64 229H66V228H64ZM83 229H84V227H83ZM93 229V228H92ZM104 229V228H103ZM102 229V230H103ZM111 229H113L112 227L110 228V230ZM119 229H121V227L119 228ZM123 229V228H122ZM126 229H127V227H126ZM150 229V228H149ZM27 230V229H26ZM32 230H34V229H32ZM96 230V229H95ZM98 230V229H97ZM105 230V229H104ZM103 230V231H104ZM113 230H115V229H113ZM124 230V229H123ZM133 230H136V234L134 233V235H133V233L131 232V234H130V232L129 233H124L123 235H117V234H115L114 232V234L115 235H113V234H108L107 235V239H106V242H104L105 244L106 243H109V241H114L113 243H115V245L113 244V246L111 247V246H109L110 244H104V246L103 247H99V246H97L96 244H95V240H97L96 239V236H95V234H97V232L94 234L93 233V231H89V228H88V230L87 231H89V232H87L88 233V238H86L87 239V241L89 240V243H90V256L87 258V259H85V261L83 260V262H85L86 264H117V263H115L114 261V259H116V258H114V256H120V258L122 257V263L123 262H129V263H134V264H136V262H138L137 261V254H139V250H140V245H139V243L141 242L140 240H139V238H138V236L140 237L141 236V234L142 233H139V232H141V229H140V231L139 230H137V228L136 229H133ZM159 230V229H158ZM156 231L155 230V232H153V233H151V231H149L150 233H146L144 230V233H143V238H147L148 239V237H149V240H151L152 241V243H151V245L149 244V246H147V247H144L143 248V251H141L142 253H143V260L139 263V264H167V262L166 261H164V260H161V259H159V257H158V255H157V252H158V249L160 248L159 246L160 245H158V247L156 246L157 245V243H158V241L161 239V238H163V234L161 233L160 234V230L159 231ZM28 231V230H27ZM37 231V230H36ZM35 231V232H36ZM50 231H51V229H50ZM58 231H59V229H58ZM69 231V230H68ZM68 231H67V233H68ZM75 231V230H74ZM82 231V230H81ZM85 231V230H84ZM84 231H82V232H84ZM108 231V230H107ZM106 231V232H107ZM118 231H122V230H118ZM117 231V232H118ZM128 231V230H127ZM126 231V232H127ZM147 231V230H146ZM6 233H8L7 231H5ZM12 232V231H11ZM16 232V231H15ZM45 232V231H44ZM53 232H55V231H53ZM53 232H51V233H53ZM64 232V231H63ZM86 232V231H85ZM101 232V231H100ZM109 232V231H108ZM111 232H112V230H111ZM116 232V233H117ZM135 232V231H134ZM164 232V231H163ZM9 233H10V231H9ZM13 233V232H12ZM33 233V232H32ZM47 233V232H46ZM45 233V234H46ZM50 233V232H49ZM56 233H57V231H56ZM59 233H61L60 231H59ZM42 234H43V232H39L37 235H40L41 237H42ZM44 234V235H45ZM48 234V233H47ZM46 234V235H47ZM62 234V233H61ZM84 234V233H83ZM100 234V233H99ZM97 235V237H99L100 235ZM106 234V233H105ZM147 236H146V235ZM34 235V234H33ZM45 235V236H46ZM49 235V234H48ZM52 235V234H51ZM70 235V234H69ZM76 235H79V234H76ZM81 235H82V233H81ZM104 235V234H103ZM103 235H101L100 237H101V239H102V236ZM39 236V238L41 239V237ZM73 236V235H72ZM105 236V235H104ZM162 236V237H161ZM197 236V235H196ZM218 236V235H217ZM8 237V236H7ZM49 237H50V235H49ZM53 237V236H52ZM67 237V236H66ZM78 237V236H77ZM83 237V236H82ZM165 238H166V236H164ZM46 238V237H45ZM48 238V237H47ZM71 238V237H70ZM105 238V237H104ZM103 238V239H104ZM4 238H2L1 240H3ZM24 239V238H23ZM28 239H29V236H28ZM34 239H35V237H34ZM33 239V240H34ZM39 239V240H40ZM43 239V238H42ZM52 239V238H51ZM67 239V238H66ZM68 239H69V237H68ZM72 239V238H71ZM76 239V238H75ZM79 239V238H78ZM84 239H85V236H84ZM83 239V240H84ZM86 239H85V241H86ZM130 239H132L133 241H132V243H137V250H135V254H134V251H132V254H131V257L129 258L127 255H126V253H125V251H124V249L121 247V244L124 242V241H130ZM10 240V239H9ZM27 240V239H26ZM44 241H45V239H43ZM42 240V241H43ZM49 240V239H48ZM65 240V239H64ZM105 240V239H104ZM4 241H6V239H4ZM25 241V240H24ZM37 241V240H36ZM36 241H34V242H36ZM41 241V240H40ZM54 241V240H53ZM68 241V240H67ZM79 241V240H78ZM100 241V240H99ZM161 241V240H160ZM6 242H8V241H6ZM33 242V243H34ZM66 242V241H65ZM102 242V241H101ZM196 242V241H195ZM32 243V244H33ZM37 243V242H36ZM44 243V242H43ZM45 243H48V242H46L45 241ZM45 243L44 244H42L43 246L45 245ZM51 243H52V241H51ZM54 243V242H53ZM103 243V242H102ZM119 243V244H118ZM24 244V243H23ZM40 243H38V245H39ZM128 244V243H127ZM1 245H3V244H1V242H0V246ZM5 245V244H4ZM25 245V244H24ZM27 245V244H26ZM38 245L36 246V247H38ZM41 245V244H40ZM48 246H49V243L47 244ZM29 246V245H28ZM46 246V245H45ZM52 246V245H51ZM162 246V245H161ZM3 247V249L5 248L4 246H2ZM1 247V248H2ZM27 247V246H26ZM30 247V248H29ZM28 248L29 249H27V251H29L30 253H32L33 254V252H36V247L33 245V246H29ZM42 247V246H41ZM53 247V246H52ZM84 247V246H83ZM127 247V246H126ZM130 247V246H129ZM47 247H45V249H46ZM51 247H49V249H50ZM66 248V247H65ZM82 248V247H81ZM89 248V247H88ZM133 248V247H132ZM142 248V247H141ZM44 249V250H45ZM52 249V248H51ZM161 249V248H160ZM162 249H163V247H162ZM161 249V250H162ZM21 250H23V249H21ZM48 250V249H47ZM47 250H45V251H47ZM86 250V249H85ZM130 250V249H129ZM20 251V250H19ZM37 251H40V250H38L37 249ZM50 251V250H49ZM80 251H82V250H80ZM139 251V252H138ZM168 251V250H167ZM167 251H165V252H167ZM5 252V251H4ZM2 250L0 251V264L1 263H3L5 260H6V258H8L7 257V253H4ZM16 252V251H15ZM24 252V251H23ZM41 252V251H40ZM85 252V251H84ZM17 253H19V252H17ZM21 253V252H20ZM29 253V254H30ZM37 253V252H36ZM42 253V252H41ZM131 253V252H130ZM15 254V253H14ZM45 254H46V252H45ZM89 254V253H88ZM16 255V254H15ZM28 255V254H27ZM26 255V256H27ZM38 255H39V257L41 256L40 255V253L38 252ZM140 255V254H139ZM35 256V255H34ZM162 256V255H161ZM17 257V256H16ZM29 257H31L30 255H29ZM36 257V256H35ZM44 257V256H43ZM43 257H41V258H43ZM24 258V257H23ZM32 258V257H31ZM45 258V257H44ZM43 258V259H44ZM166 258V257H165ZM25 259H26V257H25ZM42 259V261H45V260H43ZM163 259V258H162ZM23 260V259H22ZM27 260H28V258H27ZM10 261V264H12V259H10L9 260ZM24 261V260H23ZM33 261H35V260H32V262ZM41 261V262H42ZM30 262V261H29ZM39 262V261H38ZM76 262H79V263H81L80 261H76ZM22 263V262H21ZM20 263V264H21ZM26 263V262H25ZM169 263V262H168ZM173 263V262H172ZM8 264H9V262H8ZM17 264H19V263H17ZM32 264V263H31ZM34 264V263H33ZM37 264V263H36ZM43 264V263H42ZM48 264V263H47ZM119 264V263H118ZM125 264V263H124ZM128 264V263H127ZM174 264V263H173Z\"/></svg>","mask_w":264,"mask_h":264}]
</instances>
